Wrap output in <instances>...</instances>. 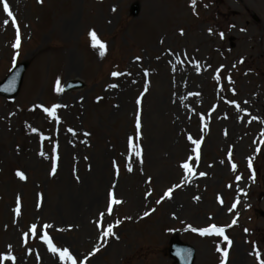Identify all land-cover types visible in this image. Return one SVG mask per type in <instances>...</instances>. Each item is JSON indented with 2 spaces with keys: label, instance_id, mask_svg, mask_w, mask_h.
Returning a JSON list of instances; mask_svg holds the SVG:
<instances>
[{
  "label": "rangeland",
  "instance_id": "1",
  "mask_svg": "<svg viewBox=\"0 0 264 264\" xmlns=\"http://www.w3.org/2000/svg\"><path fill=\"white\" fill-rule=\"evenodd\" d=\"M7 2L16 27L0 5V81L21 62L27 69L17 97L0 98V253L11 245L16 264H61L46 233L76 264H175L166 250L176 236L196 250L194 264H220L217 245L226 264H258L256 253L264 261V0ZM90 30L106 45L103 57ZM58 79L62 89L83 88L57 92ZM138 98L139 158L128 152ZM56 104L58 121L43 111ZM189 135L202 140L198 161ZM184 162L195 170L187 188ZM110 190L122 201L111 215ZM211 224L224 227L230 247L189 228Z\"/></svg>",
  "mask_w": 264,
  "mask_h": 264
},
{
  "label": "snow or ice",
  "instance_id": "2",
  "mask_svg": "<svg viewBox=\"0 0 264 264\" xmlns=\"http://www.w3.org/2000/svg\"><path fill=\"white\" fill-rule=\"evenodd\" d=\"M37 2L42 3V0H37ZM0 5H2V7H3V12L9 18H12L13 27H16V21H15V18L13 17V13L10 10L9 3L7 2V0H0ZM195 5H196V0H191V6L194 8ZM4 23L7 24L8 21L5 20ZM209 33L211 34V30H209ZM181 34H183L182 31H181ZM220 35H221V37H223L222 33ZM88 37H89V39L91 41L90 46L92 48H94V49H98L99 50V55L101 57H103L105 55V52H106L105 43H103L99 39V37L97 36V34H96V32L94 30H90L88 32ZM19 45H20V34H19V30L17 29L15 40L12 43L11 46H12L13 49H17L19 47ZM13 59L15 60V56L13 57ZM137 60H139V57H137ZM177 62H179V61H177ZM197 71L199 72V68L198 67H197ZM144 74H145V76L148 75L147 70H145ZM111 75L113 77H117L118 75H120V73L114 71V72L111 73ZM214 78H217V77H214ZM229 81L231 82L230 78H229ZM117 86H118L117 84L109 85V87H111V88H115ZM55 90L57 92H60V91L63 90L60 87L59 79L56 81ZM195 95H198V93L195 94ZM136 104L138 106L137 113H136V121H135V129H136V131H135V140H136V143L133 142V139H134L133 136H129L128 137V152H129L130 155H134L135 157L139 158V157L142 156V150H141L140 145H139V140L141 138V120H140V112H139L140 99L139 98L136 100ZM59 107H60V105L56 104V105H53L51 108H47V107L43 108V111L47 114V116H49V117H51V118H53V119L58 121V117L56 116V109L59 108ZM253 119H255V117ZM201 120L203 121V117L201 118ZM32 131L35 132L36 129L33 128ZM68 131L71 132L72 129H68ZM84 135L87 136V135H89V133L85 132ZM187 138L190 141V143L192 145H194V147L192 148V152L195 153V159L198 161L199 158H200V146H201L202 140L193 139L190 135ZM41 139H44V137H41ZM39 155L44 156V158H46V159L48 158L47 156H45L44 152H40ZM188 159L192 160L193 157L189 156ZM57 160H58V156L56 154V146L54 145L53 148H52V157H51L52 171H51L50 174H53V175L55 174L56 167H57ZM141 162H142V160H141ZM248 163H249V168H251V166H252L251 158H249V162ZM113 167L116 168V163L115 162H113ZM180 167L184 170L185 178H188V177H191V176L195 175V170L192 167H190V164L188 162L182 163L180 165ZM231 167H232L233 171L236 170V165L235 164H232ZM127 170L129 172L132 171V168H131L130 165L127 166ZM16 175L21 180L25 179L24 174L22 172H20V171H17ZM199 175L200 176H204V175H206V173L200 172ZM240 179H241V177H239V176L236 177L237 181H239ZM181 186H182L181 184H177V185L174 186V188H179ZM174 188H169L167 191H165L164 197L170 198L172 192L174 191ZM149 195H150V193H149ZM164 197H162L161 200ZM195 199H199V197H196ZM218 199H219V197H218ZM161 200H158L157 203L159 204L161 202ZM120 203H122V201H120L118 199H115L114 198V193L110 190L108 192V204H107L108 214L109 215L112 214L113 205L120 204ZM221 203H222V201H221ZM232 207L235 208L236 204L234 203ZM13 211H14L16 216L20 215L19 198L17 199V207L15 209H13ZM103 215H104V213L100 214L101 217H103ZM148 215H149L148 212L144 213V216H148ZM235 223H236V220L234 219L232 221V224H235ZM118 225H119V221H117L116 224L108 225V227L106 229H104V231L101 233V236L103 238H107L109 236H114L115 234L113 232V228L117 227ZM100 226H101V224L97 223V228H99ZM50 227H52V226L48 225V224L44 225L45 229L50 228ZM189 228H190V230L192 232H196L200 236H206V235L207 236H213V235H215V236H218V237H222L223 240L227 243L228 247H230L231 244H232V241L229 239V237L227 235H225L224 227H218L215 224H211L208 227L195 228V227L189 226ZM28 231L32 232L33 234H37V225L36 224L30 225ZM245 231L247 232L248 230L245 229ZM25 235H27V233ZM42 240H43V243L45 245H47V248H48L49 252L53 253L54 255H58L59 256L61 264H63L64 261H69L70 264H76L75 259H73L72 255L69 253L68 249L64 248L63 250H61L60 248L56 247L53 244L52 239L46 233L42 236ZM254 250H255V246H254ZM95 251H98V249L94 250V252L90 253V255H93L95 253ZM216 251L221 254L220 264H226L227 255H228L227 249H225L224 251H221L220 246L217 245ZM256 258H257L258 264H264V261L260 260V254L259 253H256ZM4 261H11L12 264H16V257L12 253L11 245L8 246V251H7L6 254L5 253H0V264H3Z\"/></svg>",
  "mask_w": 264,
  "mask_h": 264
},
{
  "label": "water",
  "instance_id": "3",
  "mask_svg": "<svg viewBox=\"0 0 264 264\" xmlns=\"http://www.w3.org/2000/svg\"><path fill=\"white\" fill-rule=\"evenodd\" d=\"M139 12V6L134 4L130 9V14L135 17ZM27 65L22 63L15 67L10 75L0 83V96L7 99L16 97L22 82L23 74ZM82 85L78 82H70L67 84L65 91L81 88ZM261 216L263 214L261 213ZM168 254L177 264H193L195 259V251L191 246L182 244L178 239H172L169 244Z\"/></svg>",
  "mask_w": 264,
  "mask_h": 264
},
{
  "label": "bare ground",
  "instance_id": "4",
  "mask_svg": "<svg viewBox=\"0 0 264 264\" xmlns=\"http://www.w3.org/2000/svg\"><path fill=\"white\" fill-rule=\"evenodd\" d=\"M190 181H191V177H189V178L186 180V188L188 187V184L190 183ZM186 191H187V189H186ZM184 192H185V190L182 191V193H184Z\"/></svg>",
  "mask_w": 264,
  "mask_h": 264
}]
</instances>
